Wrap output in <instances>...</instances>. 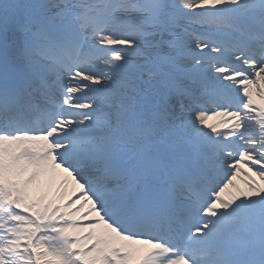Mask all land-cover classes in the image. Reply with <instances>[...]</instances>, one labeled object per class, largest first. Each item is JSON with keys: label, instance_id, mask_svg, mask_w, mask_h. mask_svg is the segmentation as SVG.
<instances>
[{"label": "snow or ice", "instance_id": "snow-or-ice-1", "mask_svg": "<svg viewBox=\"0 0 264 264\" xmlns=\"http://www.w3.org/2000/svg\"><path fill=\"white\" fill-rule=\"evenodd\" d=\"M0 264H264V0H0Z\"/></svg>", "mask_w": 264, "mask_h": 264}, {"label": "bare ground", "instance_id": "bare-ground-1", "mask_svg": "<svg viewBox=\"0 0 264 264\" xmlns=\"http://www.w3.org/2000/svg\"><path fill=\"white\" fill-rule=\"evenodd\" d=\"M257 99H258V97H257ZM218 120H220V119H224V118H217ZM213 122H216V121H213ZM241 180H242V178H238V182H241Z\"/></svg>", "mask_w": 264, "mask_h": 264}]
</instances>
